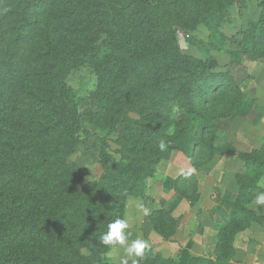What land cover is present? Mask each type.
I'll return each instance as SVG.
<instances>
[{
  "label": "rangeland",
  "instance_id": "rangeland-1",
  "mask_svg": "<svg viewBox=\"0 0 264 264\" xmlns=\"http://www.w3.org/2000/svg\"><path fill=\"white\" fill-rule=\"evenodd\" d=\"M105 1L112 3V0H53L61 11L69 10L72 6L89 11L93 9L91 16L82 21L92 25L97 16L100 24V28L96 26L93 29L92 26L81 33L71 29L79 25V21L63 17L59 20L60 29H56L53 34L49 32L55 41L53 46L56 61L53 69L60 64L63 66L57 88L58 95L65 101L62 111L65 109L71 112L73 122V117L78 119L84 131L78 133L80 139L69 156L80 175L74 186L75 193L88 205L86 214L96 216L95 224L102 233L113 220L129 219L132 238L145 239L151 245L145 250L144 256L139 258V264H177L179 249L183 247L192 252V255L208 257L213 262L219 260L221 264H231L236 251L233 243L238 234L249 227L252 218L242 223L241 228L233 235L232 251L218 249L219 224L209 221L212 224L208 226L203 223L208 210H226V203L230 205L237 198L228 196L226 199V161L230 156L236 161L240 160L236 153H226V149L231 146L226 141L228 130L240 127L252 130L259 125L264 134V43L245 40L242 34L248 21L259 17L261 0H231L224 15H213L216 27L225 37L220 50L210 49L203 44L210 40V34L201 19L208 15L207 11L215 1L221 0H192V6L184 4L173 10L183 24L174 27L178 50L194 56L210 55V73L219 74L223 78L229 75L233 86L226 89L225 79L215 97L202 107L205 118L215 130L212 142L209 138H204L194 150L186 147L183 150L166 148L162 151L150 144L142 129L144 136L137 135L130 141L126 140L132 156H151V159L159 157L147 172L142 161L129 164L121 158L118 142L122 138L119 137L120 134L124 133L125 117L139 118L145 113V108L140 102H131L129 109L125 111V99L120 98L121 106L114 102L117 95L111 100L110 93L127 67L126 61L114 54V49L119 46L114 39L119 37L118 41L124 52L126 41L130 39L129 34L135 37L133 42L128 43V50L133 52L132 62L141 61L144 55H139L137 49L149 50L153 46L161 55L170 49V45L164 37L157 39L154 38L155 34H151V24L148 21L144 23L141 19L140 0H127L128 8H120L119 13L126 11L124 13H128V16L116 14L114 22L106 24L105 20L112 11L106 12L105 6L96 7L97 2ZM118 31L121 33L118 34ZM29 44L31 40L24 45ZM0 46L1 95L5 90L2 87L13 85L21 70L29 69L32 72L36 69L33 67L40 70L46 68L35 63L24 49L18 48L10 39H5ZM91 52L96 54L91 55ZM58 57L61 58L60 61ZM103 68H106L105 76L100 77L99 72ZM134 74L138 80L149 82L145 71L138 70ZM131 93L137 92L131 88ZM1 98L3 99L2 96ZM56 113H60V110ZM183 119V110L172 103L165 114L152 117L151 122H163L166 125V136H175ZM73 125L74 123L67 121L58 128L56 136L64 138L65 131L73 130ZM236 136L240 140V132ZM99 137L105 138L108 143L105 153L101 152ZM260 140L263 142L264 138ZM0 151L2 155L4 151L1 143ZM115 163L125 165L129 184L122 182V168H115ZM10 168V163L3 158L0 164L2 181L10 178ZM260 180H264V171L255 183ZM240 198L248 206L254 196L246 194ZM8 199L7 196L6 200ZM27 202H30L29 195H18L20 211L25 209ZM139 205L148 209L147 216L142 214ZM10 221L5 208L0 206L1 227L6 232L14 229V224ZM92 239L97 242V247L90 253L91 260L82 259L79 264H118V258L122 254L120 248H107L96 237ZM80 252L84 256L89 255L85 247ZM218 255L222 257L221 260Z\"/></svg>",
  "mask_w": 264,
  "mask_h": 264
},
{
  "label": "trees",
  "instance_id": "trees-1",
  "mask_svg": "<svg viewBox=\"0 0 264 264\" xmlns=\"http://www.w3.org/2000/svg\"><path fill=\"white\" fill-rule=\"evenodd\" d=\"M191 1L140 0L141 19L144 23L148 21L151 24V34H155L154 38L157 39L164 37L170 45V49L161 55L153 46L149 50L141 48L136 51L139 55L144 54L141 61L132 62L133 52L128 50V43L133 42L135 37L129 34L130 39L126 41L124 52L118 41L119 37L114 39L119 45L114 49V54L126 61L127 67L110 93L111 100L117 95L114 102L121 106L120 98L125 99V111L129 109L131 102H140L145 108V113L139 118L125 117L124 133L120 134L119 137L122 138L118 142L121 158L129 164L142 161L146 172L147 169L151 170L159 157L151 159V156H132L126 140L130 141L137 135L144 136L145 131L152 146L159 148L164 143L167 150H183L186 147L194 150L204 138H209L212 142L215 130L205 118L202 107L215 97L225 79L226 89L233 86L229 75L223 78L219 74L210 73V55L183 54L177 48L174 27L183 24L173 10L184 4L192 6ZM126 2L127 0L97 2L96 7L105 6L106 12L112 11L105 24L113 23L116 14L128 16V13H124L126 11L119 13L120 8H128ZM230 2L231 0L215 1L207 11L208 15L201 19L210 34V40L203 44L210 49L220 50V45L225 40L216 27L213 15H224ZM260 6L259 17L248 21L242 33L245 40L253 43H264V0H261ZM92 12L93 9L89 11L74 6L61 11L53 0H0V45L5 39H10L18 48L24 49L35 63L46 67L43 70L33 67L36 69L32 72L29 69L21 70L13 85L2 87V90L5 89L2 95L0 87V99L3 97L0 100V143L4 151V157L0 151V164L4 158L11 166L10 178L6 181L0 179V206L5 208L10 222L14 224V229L6 232L0 222V264H79L82 259L91 260L90 253L97 247V242L92 238L96 237L98 240L102 234L95 224L96 216L86 214L88 205L75 193L74 186L80 175L69 156L80 139L78 133L84 131L78 119L73 117V122L71 112L65 109L62 111L65 101L58 95L57 88L63 66L60 64L53 69L56 61L53 46L55 41L50 36V33L60 29L59 20L63 17L80 22L71 28L76 32L83 33L92 26L93 29L96 26L100 28L97 16L93 20L94 24L83 23L82 20L90 17ZM117 33L120 34L121 31ZM29 40L31 44L25 46ZM94 54L96 53L91 52V55ZM58 60L61 58L58 57ZM138 70L148 74L149 82H142L135 77L134 73ZM105 72L106 68L101 69L99 76L104 77ZM131 88L137 93H131ZM172 103L183 110L184 119L175 136H166V125L161 121L151 120L156 115L165 114ZM57 110L60 113H56ZM67 121L74 123L73 130L65 131V137L58 138V128ZM99 139L101 152L105 153L108 143L105 138ZM236 154L244 162L245 171L235 175L239 187L238 196L230 203L232 209L228 223L219 226L217 240L218 249L229 251H232V237L241 228L240 225L254 216L240 197L250 193L255 181L264 171V141L259 149L239 151ZM114 166L122 168V171L119 170L120 178L123 183L129 184L125 165L115 163ZM109 181L113 182V179ZM2 182L4 183L1 184ZM21 193L29 195L30 202L20 211L17 199ZM82 247L89 251L88 256L82 255ZM178 255L177 264H221L219 260L213 262L208 257L192 255L184 247L179 249ZM218 259L221 260L222 257L218 255Z\"/></svg>",
  "mask_w": 264,
  "mask_h": 264
},
{
  "label": "crops",
  "instance_id": "crops-1",
  "mask_svg": "<svg viewBox=\"0 0 264 264\" xmlns=\"http://www.w3.org/2000/svg\"><path fill=\"white\" fill-rule=\"evenodd\" d=\"M239 132L240 140H237L236 135ZM261 138H264V134L261 126L259 125L254 127L252 130H245L241 127L235 130L233 128L229 129L228 133L226 134V141H228L231 146L230 148L226 149V153L229 154L231 152L237 153L239 151L259 149L263 143L260 140ZM233 148H235L236 151ZM244 171L245 164L242 160L236 161L235 158L230 156V158L226 161V199L228 196H238L239 187L235 180V175L243 174ZM260 190L261 189L259 187L258 181L255 183V186L251 188L249 195L255 196ZM246 194L247 193H245V195ZM228 205L229 204L226 203V210H215L213 212L208 210L204 216L205 221L203 224H207L208 226L213 222V224H219V226L227 224L229 221L230 211L232 209V206ZM246 208L252 211L254 216L250 220L251 222L249 227L245 228L244 231L242 230V232L238 234L236 241L233 243L236 251L230 263L264 264V207H253L251 206L250 202Z\"/></svg>",
  "mask_w": 264,
  "mask_h": 264
},
{
  "label": "clouds",
  "instance_id": "clouds-1",
  "mask_svg": "<svg viewBox=\"0 0 264 264\" xmlns=\"http://www.w3.org/2000/svg\"><path fill=\"white\" fill-rule=\"evenodd\" d=\"M163 151L166 148L164 143L159 145ZM260 191L256 193L251 201V206L264 207V180L259 181ZM139 208L144 216L148 215V209L143 205ZM130 222L127 218H117L107 225V231L99 236V243L107 248H120L122 254L118 258V264H139V258L145 254V250L151 245L145 239L132 238Z\"/></svg>",
  "mask_w": 264,
  "mask_h": 264
}]
</instances>
